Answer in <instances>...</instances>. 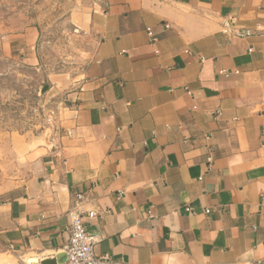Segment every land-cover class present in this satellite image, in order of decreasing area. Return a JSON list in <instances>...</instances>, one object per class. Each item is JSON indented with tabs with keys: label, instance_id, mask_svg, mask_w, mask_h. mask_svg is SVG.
<instances>
[{
	"label": "crops",
	"instance_id": "crops-1",
	"mask_svg": "<svg viewBox=\"0 0 264 264\" xmlns=\"http://www.w3.org/2000/svg\"><path fill=\"white\" fill-rule=\"evenodd\" d=\"M72 16L99 42L58 131L0 139L16 264L64 251L87 190L96 256L264 264V0H86ZM36 40L29 28L11 52L38 64Z\"/></svg>",
	"mask_w": 264,
	"mask_h": 264
},
{
	"label": "rangeland",
	"instance_id": "rangeland-1",
	"mask_svg": "<svg viewBox=\"0 0 264 264\" xmlns=\"http://www.w3.org/2000/svg\"><path fill=\"white\" fill-rule=\"evenodd\" d=\"M83 1L0 0V139L58 131L66 84L78 81L99 42L75 27L72 14ZM29 28L37 31L35 65L11 52ZM14 255L0 239V264H16Z\"/></svg>",
	"mask_w": 264,
	"mask_h": 264
},
{
	"label": "built area",
	"instance_id": "built-area-1",
	"mask_svg": "<svg viewBox=\"0 0 264 264\" xmlns=\"http://www.w3.org/2000/svg\"><path fill=\"white\" fill-rule=\"evenodd\" d=\"M165 28H168V26L165 25ZM147 32L151 36L150 31L147 30ZM155 53L157 54L158 52L155 51ZM192 110H195V107ZM90 201L88 190L75 193L72 197L68 209L69 225L67 231L69 239L68 245L64 249L66 252L64 264H125L111 260L106 256H96L94 254L93 248L97 242V237L87 233L84 226L85 218L92 219L98 214L94 210L84 209V206ZM205 213H209V211L205 210Z\"/></svg>",
	"mask_w": 264,
	"mask_h": 264
},
{
	"label": "water",
	"instance_id": "water-1",
	"mask_svg": "<svg viewBox=\"0 0 264 264\" xmlns=\"http://www.w3.org/2000/svg\"><path fill=\"white\" fill-rule=\"evenodd\" d=\"M66 261V252L62 251L53 257L45 258L40 261L30 259L27 261V264H64Z\"/></svg>",
	"mask_w": 264,
	"mask_h": 264
},
{
	"label": "bare ground",
	"instance_id": "bare-ground-1",
	"mask_svg": "<svg viewBox=\"0 0 264 264\" xmlns=\"http://www.w3.org/2000/svg\"><path fill=\"white\" fill-rule=\"evenodd\" d=\"M31 255V254H30Z\"/></svg>",
	"mask_w": 264,
	"mask_h": 264
}]
</instances>
